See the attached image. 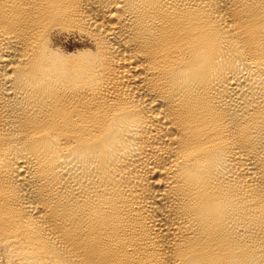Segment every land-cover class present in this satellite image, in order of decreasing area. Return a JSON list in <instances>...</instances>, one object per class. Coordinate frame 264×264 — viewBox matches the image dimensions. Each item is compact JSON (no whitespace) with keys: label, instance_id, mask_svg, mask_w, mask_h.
<instances>
[{"label":"bare ground","instance_id":"6f19581e","mask_svg":"<svg viewBox=\"0 0 264 264\" xmlns=\"http://www.w3.org/2000/svg\"><path fill=\"white\" fill-rule=\"evenodd\" d=\"M0 264H264V0H0Z\"/></svg>","mask_w":264,"mask_h":264}]
</instances>
